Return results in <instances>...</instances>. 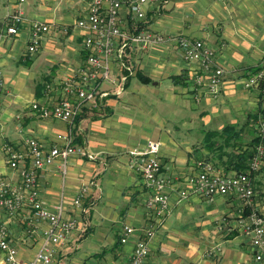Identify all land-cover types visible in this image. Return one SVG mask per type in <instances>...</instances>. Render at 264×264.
I'll use <instances>...</instances> for the list:
<instances>
[{
    "label": "crops",
    "instance_id": "1",
    "mask_svg": "<svg viewBox=\"0 0 264 264\" xmlns=\"http://www.w3.org/2000/svg\"><path fill=\"white\" fill-rule=\"evenodd\" d=\"M88 2L0 0V5H6V12L0 17V69L9 87V95L3 97L5 112L0 127V136L4 134L0 144V154L3 155L0 157V176L4 178L19 180L18 171L10 168L5 161L2 151L4 142L24 149L25 139L34 137L48 148L60 144L59 136L67 132L66 122L39 117L29 109L25 110L32 101L52 103L56 100L59 93L46 92L45 84L64 79L81 67L84 61L82 31L72 27L75 20L85 15ZM16 10L23 12L24 21L16 34H8L3 19ZM31 19L52 25L50 33L42 37L39 51L32 55L26 52L29 41L27 23ZM142 20L147 28L156 32L200 39L215 49L216 62L224 68V75L217 94L218 105L213 106L218 125L213 130L232 125L240 129L242 142L250 140L255 134L253 115L264 106V90L244 88L235 77H246L254 70L264 68V0H152L145 5V18ZM142 20L133 19L128 9L122 8L120 24L123 28L132 30ZM63 26H68L70 30L63 33ZM132 57L136 73L128 80L126 89L120 95L105 97L98 107L86 105L73 127V144L84 147L92 158L68 157L64 177L58 159L38 172L41 199L52 210L63 203L64 215L73 218L76 223L68 240L57 246V255L69 257L76 264L128 263L135 240L149 219L145 206L147 190L140 175L128 166L129 150L153 140L160 143L158 156L162 172L171 176L174 183L169 212L150 239L149 254L143 264H258L254 260L255 249L250 238L240 230L230 229L240 204L236 197L217 196L208 200L190 195L178 200L177 189L183 187L184 179L195 172L196 161L205 159L208 154L204 141L207 130L193 141L188 137V116L179 122H172L173 129L171 127L172 131L179 132L180 126H187L185 139L176 134L174 140L164 129L168 120L174 121L182 107H186V99L196 103L204 100L200 115L206 117L208 105L218 97L212 98L203 90H198L199 97L195 98L197 90L192 76L196 65L186 61L174 45L134 49ZM142 75L149 81H142ZM174 75L182 76L181 82H175ZM133 77H137L142 84L135 86L144 91L149 85L152 86L150 91H154L153 88L162 81L171 83L164 89L165 95L152 100L149 98L150 103L145 93L142 99L136 101V95L129 93ZM168 104L178 108L167 116L157 112V106L166 109ZM8 130L11 136L7 134ZM201 149H205L207 154L194 156V151ZM257 181L258 176L254 178V183ZM84 187L82 207L78 208L73 205V199ZM102 198L109 204H114L118 198L122 200L119 207H110L105 214L94 216L95 204ZM254 204L264 213V204L256 200ZM4 219L1 213L0 221ZM117 219H121L122 224L114 236L112 227ZM123 225L135 229L125 243L119 240ZM42 226L25 208L9 219L11 241L22 260L32 258L37 252ZM96 229L101 238H92L96 242L91 241L84 261L76 260L71 251L73 243L94 236Z\"/></svg>",
    "mask_w": 264,
    "mask_h": 264
},
{
    "label": "built area",
    "instance_id": "2",
    "mask_svg": "<svg viewBox=\"0 0 264 264\" xmlns=\"http://www.w3.org/2000/svg\"><path fill=\"white\" fill-rule=\"evenodd\" d=\"M23 1V0H20ZM152 0H89L84 16L78 18L72 28L82 31V46L85 51L84 61L72 75L55 83H46L45 91H55L59 96L52 103L32 101L29 110L39 117L55 118L68 125L67 132L60 135V144L48 148L34 137H27L24 149L9 143L2 144V151L7 165L18 171L19 180L12 181L0 176V214L5 219L0 221V264H55L57 246L66 242L76 227L75 220L64 215L63 203L50 209L40 197L38 172L61 161V172L66 174V160L75 155L89 157L84 147L73 144L75 119L86 105L98 107L102 99L109 95H120L128 80L136 73L133 61L134 49H146L152 45H174L182 57L194 62L196 71L192 78L198 90L215 98L224 75V68L216 62L215 49L200 39H193L182 34L160 33L147 27L127 30L120 24V15L126 7L133 19L145 17V5ZM21 10L8 14L3 22L8 34H16L24 21ZM29 41L26 52L34 54L40 49L41 39L50 33L52 25L38 19L27 23ZM63 33L70 28L62 27ZM244 88L256 87L264 90V68H258L244 77ZM104 85L108 86L105 87ZM4 91V79L0 70V97ZM3 110L0 100V127ZM254 147L248 159V165L241 172H227L210 160L196 161L195 172L184 179V186L177 189L178 200L190 195H198L208 200L217 196L236 197L240 204L236 209L235 223L230 229L240 230L250 238L254 247V260L264 264V213L254 204V178L256 172L264 166V114L260 112L255 120ZM160 143L149 140L141 147L129 150V168L139 174L147 190L145 206L148 222L141 229V235L135 240L127 264H143L149 254V241L158 225L168 214L170 208L171 186L174 180L162 172L159 159ZM86 187L79 190L73 199V205L82 207L81 199ZM43 226L41 243L35 255L22 260L11 241L8 223L22 209ZM130 225H123L120 242L125 243L134 233Z\"/></svg>",
    "mask_w": 264,
    "mask_h": 264
},
{
    "label": "rangeland",
    "instance_id": "3",
    "mask_svg": "<svg viewBox=\"0 0 264 264\" xmlns=\"http://www.w3.org/2000/svg\"><path fill=\"white\" fill-rule=\"evenodd\" d=\"M5 6L3 4L0 5V17H2L5 14V12H6ZM226 22H227V20H226ZM25 48H26V43H25ZM1 72H2V70H1ZM235 78H236V80H238V84L239 85H240V83L243 85L244 80H245L244 77L240 76V77H235ZM170 83L171 82H169V81H162V83L159 86H155L153 88L154 91L153 90L150 91V87H152L150 85L147 86L148 87L147 90L148 89L149 90L148 91L147 90L144 91L142 89H138L135 86V85H139L140 86L142 84L140 83V81L138 80L137 77H133L131 79V82H130L129 93L132 96L136 95V96H134V100H136V101H139L140 99H142L143 98V94L145 93V94H147L149 96V97L147 96L146 98H148V102L150 103V100L154 99L155 97L163 95V94L165 95L166 93H165L164 89L167 86H169ZM152 94H153V96H152ZM6 95H9V87L7 85V82L4 79V91H3V93H2V95L0 97L2 110H3V116H4V112H5L4 105H3V97L6 96ZM149 98H151V99L149 100ZM218 100H219V97L212 104L208 105V110H209L208 111V115L206 117H204V115H200V110L203 108V106L205 104L204 100L202 102L198 101L196 103V102L190 100V98L186 99V101H185L186 107H182V109L180 110L181 113H178V115L173 118L174 121L168 120L169 122H168V124L166 126V129H164V130L174 140H175V137H177V135H178V137L180 139H181V137H184V139H185L186 136H187V131H186L185 127H187V126L182 125L183 126L182 127V126H180V123H179L180 131L179 132H177L175 130L172 131V129H173V123L172 122H177V121L179 122L181 118H184L186 116H188V118L190 119V123H189L190 135L188 137H191L193 139V141L197 140V137L199 135L201 136L204 131L217 129L218 125H217L216 118L213 115V106H217L218 105ZM29 106H30V103L26 107L25 112L27 111V109L30 108ZM177 108H178L177 105H172L171 106V104L170 105L168 104V106H166V109H160V107L157 106L156 110H157V112L161 111V113L163 115L167 116L169 112H174ZM25 112H23V113H25ZM8 114H9V112H8ZM171 127H172V129H171ZM170 129H171V131H170ZM3 133L4 132H1V134H3ZM8 133H9V130H8L7 134ZM10 136H11V134H10ZM3 140H4V134L0 136V144L3 142ZM248 140H249V138L246 141H248ZM166 146H168L167 143H166ZM226 149L228 151H232V147L231 146H228V148H226ZM178 151H180V150H178ZM180 153H181V151H180ZM194 154H195L194 156L201 157L203 154H207V153H205V149H201L200 151L199 150L194 151ZM0 157H3V155L0 154ZM224 158L227 159L228 155H223V157L221 159H224ZM214 160L216 162L218 161L216 158H214ZM218 167L223 168V166H221V165H218ZM256 176H258V181L254 183V193H255L254 197H255V200L257 201V203H261L263 205L264 204V170L262 169V171L260 173H256L255 177ZM121 200H122L121 198H118V199H116L114 201V204H109V203L106 202L105 198H102L99 201L98 204H95V207H94V210H93L94 216H96V214H98V213L105 214V212L108 211L110 207L112 209L115 206L119 207ZM98 211H100V212H98ZM120 224H122L121 219L115 220V223H114V225L112 227L113 235L118 230ZM83 234H84V232H83ZM113 235H112V238H114V236H115V235L114 236ZM93 237L95 239H100L101 238V237L98 236V229L95 230L94 236L90 235V236H87L84 239H82V241L77 243V244L73 243L74 246L72 245L71 251L75 254V259L76 260L80 259L81 262L84 261V256L86 254V250H87V248H89V245H90L91 241L94 240V239H92ZM94 241L96 242V240H94ZM54 260H55L54 261L55 264H76V262L74 260L71 262V259L69 257H64L63 258V257L57 255V252L55 254Z\"/></svg>",
    "mask_w": 264,
    "mask_h": 264
},
{
    "label": "trees",
    "instance_id": "4",
    "mask_svg": "<svg viewBox=\"0 0 264 264\" xmlns=\"http://www.w3.org/2000/svg\"><path fill=\"white\" fill-rule=\"evenodd\" d=\"M137 29L146 27V22L143 20L138 22ZM84 51V50H83ZM85 57V51L83 53ZM255 71V70H254ZM173 80L177 83L181 82L182 76L174 75ZM141 80L146 82L149 81L148 77L141 76ZM264 114V106L260 109L259 113ZM82 113V112H81ZM81 113L76 117L75 122L78 121ZM253 115V119L256 120L258 114ZM240 129H235L232 125L224 126L221 130H207L205 133V147L208 150L206 160H211L216 166L221 165L225 170H233L236 172L244 171L248 165V159L253 152L254 138L248 141L242 142L240 137ZM232 147V151H228L226 148ZM210 153V155H209ZM223 155H228V158L221 159ZM216 158L218 161L214 160ZM264 167V166H263ZM259 169L256 173H260L263 169Z\"/></svg>",
    "mask_w": 264,
    "mask_h": 264
}]
</instances>
